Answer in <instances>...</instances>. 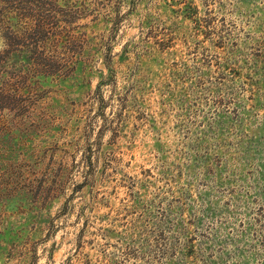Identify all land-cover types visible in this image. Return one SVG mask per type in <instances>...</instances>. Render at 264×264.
Instances as JSON below:
<instances>
[{"label":"rangeland","instance_id":"374dc122","mask_svg":"<svg viewBox=\"0 0 264 264\" xmlns=\"http://www.w3.org/2000/svg\"><path fill=\"white\" fill-rule=\"evenodd\" d=\"M0 264H264V0H0Z\"/></svg>","mask_w":264,"mask_h":264},{"label":"trees","instance_id":"16d2710c","mask_svg":"<svg viewBox=\"0 0 264 264\" xmlns=\"http://www.w3.org/2000/svg\"><path fill=\"white\" fill-rule=\"evenodd\" d=\"M38 28H40V25H39V24L34 26L35 31H36Z\"/></svg>","mask_w":264,"mask_h":264}]
</instances>
